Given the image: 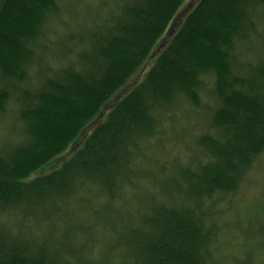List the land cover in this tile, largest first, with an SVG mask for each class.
Returning <instances> with one entry per match:
<instances>
[{
    "label": "trees",
    "instance_id": "obj_1",
    "mask_svg": "<svg viewBox=\"0 0 264 264\" xmlns=\"http://www.w3.org/2000/svg\"><path fill=\"white\" fill-rule=\"evenodd\" d=\"M185 1L112 0L47 46L63 0H0V122L16 118L0 140V264H214L220 217L264 153V55L240 52L258 38L264 53V0H198L156 52ZM209 78L215 104L184 145L170 132ZM171 139L185 163L156 161L159 197L129 198L146 149Z\"/></svg>",
    "mask_w": 264,
    "mask_h": 264
},
{
    "label": "rangeland",
    "instance_id": "obj_2",
    "mask_svg": "<svg viewBox=\"0 0 264 264\" xmlns=\"http://www.w3.org/2000/svg\"><path fill=\"white\" fill-rule=\"evenodd\" d=\"M198 0H186L180 10L178 11L176 20L172 24L169 33L166 35L161 44L156 48V52L159 51L168 41L169 37L176 31L183 17L194 7ZM67 2V3H66ZM106 4V5H104ZM108 7H112V0H63L62 7L64 13L60 14L58 18L52 23V26L47 29L44 44L48 45V41L54 42L55 40H62L66 38V26L63 23L69 22L75 30L81 25L86 28L91 27L95 21H101L106 16L105 14L109 11ZM66 11V12H65ZM74 19L72 20V16ZM69 28V27H68ZM73 44L76 43L73 42ZM246 46L240 47V52L245 53L246 59L249 61L254 60L257 56H263L264 53L261 51V41L258 38H254L253 47L245 48ZM57 46H50L48 51L41 52V56L46 58V63H49L52 67H58L61 63H64L60 55L57 56L55 51ZM75 58H69L68 61H73ZM151 61L144 66L128 83L126 88L119 93L123 95L128 91L134 84L140 81L148 69ZM34 74V73H33ZM35 76V75H34ZM213 87V80L207 79L206 85L201 92V107L194 109L191 107L184 106L182 115V123L175 126L176 130L174 134L170 132L172 138L184 136V145H189L190 137L198 132L195 130V125L200 126L207 122V113L205 110L206 105L213 106L215 99L211 93ZM118 95V96H119ZM185 105V104H184ZM107 109L105 110V112ZM104 112V113H105ZM104 115V114H103ZM102 115V116H103ZM96 119L83 133V136L77 140L74 146L66 153V156L71 154L78 146H80L84 136L93 128V126L101 120ZM15 116L10 110L7 113V117L2 119L0 122V140L1 142H8L14 139L13 134L15 133ZM194 136V135H193ZM195 137V136H194ZM175 139L168 140L166 143L169 152L157 153L156 144L150 149H146L145 158L140 161L139 167L133 178V183L138 184L141 190H131L129 198L142 200L148 194H156L159 197V188L156 186V180L159 179L157 173L158 167L157 162L174 161L179 160L181 163H185L187 155L186 150L181 148V145H176ZM0 142V143H1ZM159 144V142H158ZM165 144V143H164ZM183 145V146H184ZM157 173V174H156ZM137 204L127 205V209L130 210L136 207ZM220 206V208H226ZM227 213L221 215L219 226L221 228L222 236L219 240V249L215 256L214 264H264V236L260 235L259 229L264 226V153L260 155L257 164L249 173L246 182L241 187L237 195L233 196L230 205L228 204Z\"/></svg>",
    "mask_w": 264,
    "mask_h": 264
}]
</instances>
